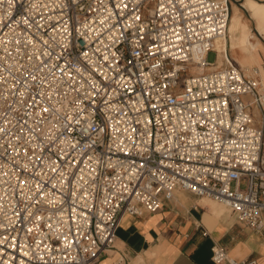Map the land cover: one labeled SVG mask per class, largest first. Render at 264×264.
Returning a JSON list of instances; mask_svg holds the SVG:
<instances>
[{
	"label": "built area",
	"instance_id": "2783aa9c",
	"mask_svg": "<svg viewBox=\"0 0 264 264\" xmlns=\"http://www.w3.org/2000/svg\"><path fill=\"white\" fill-rule=\"evenodd\" d=\"M229 21V0H0V264H95L177 190L263 228L264 83L208 60Z\"/></svg>",
	"mask_w": 264,
	"mask_h": 264
},
{
	"label": "crops",
	"instance_id": "0c3cea01",
	"mask_svg": "<svg viewBox=\"0 0 264 264\" xmlns=\"http://www.w3.org/2000/svg\"><path fill=\"white\" fill-rule=\"evenodd\" d=\"M229 1V29L227 37L217 43V62L224 64L221 51L226 48L243 69L259 68L263 79L264 0ZM251 111L261 124L264 111L256 107ZM262 220L263 228L253 230L228 208L222 210L204 197L177 190L155 213L122 215L115 248L95 264H216L212 260L216 242L225 245L237 261L255 258L264 264V211ZM205 229L208 235H203Z\"/></svg>",
	"mask_w": 264,
	"mask_h": 264
},
{
	"label": "rangeland",
	"instance_id": "374dc122",
	"mask_svg": "<svg viewBox=\"0 0 264 264\" xmlns=\"http://www.w3.org/2000/svg\"><path fill=\"white\" fill-rule=\"evenodd\" d=\"M218 58V53H216L215 51H211L209 54H208V60L209 61H214L215 59H217ZM196 72H199L198 70L196 71ZM262 79V78H261ZM263 79H264V77H263ZM262 79V80H263ZM264 81V80H263ZM251 113H252V116L254 117V120H255V123L256 124H258V122H257V116L254 114V111H251ZM213 206H215V207H217V208H220V209H222V210H224L225 209V207H224V205L222 204H219V203H217V202H215V201H210V200H208Z\"/></svg>",
	"mask_w": 264,
	"mask_h": 264
},
{
	"label": "bare ground",
	"instance_id": "6f19581e",
	"mask_svg": "<svg viewBox=\"0 0 264 264\" xmlns=\"http://www.w3.org/2000/svg\"><path fill=\"white\" fill-rule=\"evenodd\" d=\"M225 37H219L217 40H216V45L215 46H217V43H218V41L219 40H222V39H224ZM217 48V47H216ZM225 48V47H224ZM245 71H246V73H248V74H254V66H251V67H248V68H246V69H244ZM258 74H260V72H259V68H258ZM263 81V80H262ZM263 83H264V81H263ZM206 199H208V200H211V201H215V202H217V203H219V204H221L222 205V203L219 201V200H217V199H215V198H206Z\"/></svg>",
	"mask_w": 264,
	"mask_h": 264
}]
</instances>
